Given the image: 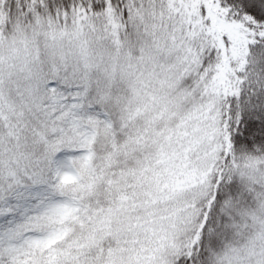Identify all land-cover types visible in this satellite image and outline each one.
<instances>
[{
  "label": "snow or ice",
  "instance_id": "snow-or-ice-1",
  "mask_svg": "<svg viewBox=\"0 0 264 264\" xmlns=\"http://www.w3.org/2000/svg\"><path fill=\"white\" fill-rule=\"evenodd\" d=\"M0 264H264V0H0Z\"/></svg>",
  "mask_w": 264,
  "mask_h": 264
}]
</instances>
